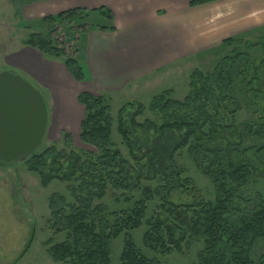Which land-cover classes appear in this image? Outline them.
<instances>
[{"label":"trees","instance_id":"1","mask_svg":"<svg viewBox=\"0 0 264 264\" xmlns=\"http://www.w3.org/2000/svg\"><path fill=\"white\" fill-rule=\"evenodd\" d=\"M220 0H193L190 7H198ZM94 14L113 21V14L106 8L87 11L75 9L56 16L45 17L42 22L51 28L46 33L31 34L25 46L37 50L50 60H63L70 76L77 82L87 81L82 65L77 60L75 47L87 35L94 24ZM66 27L74 32L69 39ZM102 32H114V27H98ZM264 33V28H262ZM245 37L226 40L223 50H229L233 58H224L211 72L194 70L189 79V94L183 101L171 97V91L155 97L149 111L161 118V124L151 121L135 123V116L145 113L142 105L134 118L124 121L122 116L118 131L123 144L137 163L147 160V166L155 176L168 182L167 176H181L175 155L189 148L201 173L214 184L215 199L198 206H177L169 202L174 186L161 185L156 190L143 186L141 171L130 164L112 141L113 118L109 101L103 96L94 97L81 93L79 103L85 109L79 140L94 148L98 155H79L67 151L73 145L72 137L64 133V149L52 146L42 154H34L27 162V170L40 178L43 189L53 182L66 184L73 202L66 196L54 194L49 199L48 224L54 234H66L59 244L47 242L48 255L56 264H112L111 243L125 234V244L119 264H160L144 256L134 244L130 233L141 229L147 203L156 197L162 201L161 210L166 218L157 216L148 221V231L143 247L151 253L169 254L189 245L186 238L202 240L204 249L198 254L199 264H257L252 255L259 240L264 239V199L258 195L251 208L241 206L240 187L253 177L252 167L234 157L233 137L261 135L262 127L255 124H228L227 117L241 110L232 100L235 91V63L241 59L238 46L248 45ZM264 48V42L258 44ZM242 61V60H240ZM250 57H246L249 65ZM254 78L259 77L257 71ZM253 82V81H252ZM251 85V84H249ZM264 97L262 91H257ZM133 106V105H131ZM233 108V109H231ZM151 132L155 136L143 157L138 159L132 137L135 132ZM168 171L172 173L167 174ZM186 182V181H185ZM110 190L122 192L127 202L129 193L137 192L141 201L130 212L107 214L101 203ZM120 201V200H119ZM193 213L191 218L188 213ZM113 216L111 222L108 217ZM33 239L25 250H29ZM258 264H264V256Z\"/></svg>","mask_w":264,"mask_h":264},{"label":"rangeland","instance_id":"2","mask_svg":"<svg viewBox=\"0 0 264 264\" xmlns=\"http://www.w3.org/2000/svg\"><path fill=\"white\" fill-rule=\"evenodd\" d=\"M26 0H0V73L5 71H15L35 83L32 76L24 71L15 68H9L6 64V52L15 45L21 43L28 37L25 28L19 26L17 16H13L18 7ZM95 24V20H90ZM42 27H45L40 23ZM40 25L32 24L34 31H39ZM64 32L69 39H74L75 34L66 27ZM248 45L238 46L237 50L241 57L232 68L234 72L235 91L232 95L234 104L241 108L232 117L228 116V124H255L262 127L261 135L243 136V142L240 137H233L235 144L234 157L248 163L254 173L253 177L246 185L240 187L243 194V200H239L241 206L251 208L253 200L260 195L264 199V97L260 96L259 90L264 94V48L258 47L264 42L263 30H258L252 36L245 37ZM76 47V46H75ZM231 49H220L218 52L204 55L197 60L188 61L169 71L154 75L142 82L137 89L125 95H119L109 101L111 115L114 120L112 129V141L116 148L121 152L132 166L139 169L143 175V186H149L156 190L159 186L171 184L174 186L169 196V202L177 206L196 207L200 203L214 201L215 188L212 181L203 175L196 165L194 159L190 156L189 148L176 153L175 162L181 176H167L168 182H164L160 176H155L150 167L147 166V160L142 159L138 163L134 161L128 148L123 144V138L118 131L119 119L122 116L124 121L134 118L139 111L138 106L145 108V113L141 116H135V123L143 124L145 121H151L157 125L161 124V118L156 113H151L149 107L153 99L166 91H171L172 99L183 101L189 94V79L194 70H200L203 73L211 72L217 66V63L224 58H233L230 54ZM246 57H250L249 65ZM242 60V61H240ZM257 71L259 77L254 78V72ZM253 81V82H252ZM251 84V85H249ZM37 85L36 83L34 84ZM44 96L48 107L49 118L52 116L51 95L47 88L36 86ZM133 105V106H131ZM233 109V108H231ZM59 135V134H58ZM51 139L46 135L41 147L36 154L44 153L48 148L54 146L58 150L64 149V143ZM155 136L151 132H135L132 140L135 145L134 152L138 159L143 157L146 148L151 146ZM82 156L92 154L97 156V151L84 145L75 137L73 145L69 148ZM168 171L167 174H171ZM186 181V182H185ZM66 184L53 182L48 188L43 189L40 184V178L27 170L26 163L13 166L0 165V264H56L48 255L47 242L54 244L62 243L66 240V234L55 235L50 228L48 220L50 211L48 209L49 199L54 194H60L73 202L71 195L67 190ZM122 196V192L110 190L106 198L101 202L107 208V214H120L121 212H130L135 203L141 201L140 193H129L131 202H127ZM120 200V201H119ZM147 210L141 229L131 232L132 238L137 249L147 258L156 260L160 264H199L198 254L204 249L202 240L186 238L189 245L185 243L180 249L174 250L169 254L151 253L143 247V238L148 231L147 222L153 221L157 216L166 218L161 210L162 201L156 197L153 201L147 203ZM193 213H188L187 218H191ZM108 219L113 222L114 217ZM33 239L29 250H25L29 241ZM125 244V234L111 243V261L112 264H119V260ZM264 256V239L259 240L254 248L252 258L258 264Z\"/></svg>","mask_w":264,"mask_h":264},{"label":"crops","instance_id":"3","mask_svg":"<svg viewBox=\"0 0 264 264\" xmlns=\"http://www.w3.org/2000/svg\"><path fill=\"white\" fill-rule=\"evenodd\" d=\"M193 0H26L18 7L19 26L28 37L48 33L45 17L75 9L106 8L113 21L94 14V28L76 45L87 81L77 82L63 60H50L24 45L6 52L9 68L28 72L51 95L47 134L62 142L64 133L79 137L85 109L81 93L108 100L125 95L150 77L220 51L226 40L252 36L264 28V0H220L190 7ZM42 23V27L40 25ZM32 24L40 25L34 31ZM98 27H114L102 32ZM33 83V84H35ZM59 134V135H58Z\"/></svg>","mask_w":264,"mask_h":264},{"label":"water","instance_id":"4","mask_svg":"<svg viewBox=\"0 0 264 264\" xmlns=\"http://www.w3.org/2000/svg\"><path fill=\"white\" fill-rule=\"evenodd\" d=\"M48 126L42 92L15 71L0 73V165L26 163L41 147Z\"/></svg>","mask_w":264,"mask_h":264}]
</instances>
